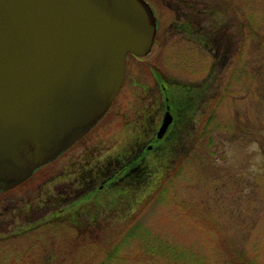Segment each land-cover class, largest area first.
<instances>
[{"label": "rangeland", "instance_id": "obj_1", "mask_svg": "<svg viewBox=\"0 0 264 264\" xmlns=\"http://www.w3.org/2000/svg\"><path fill=\"white\" fill-rule=\"evenodd\" d=\"M229 1L227 16L240 52L234 53L228 79L220 74L223 91L211 101L208 114L194 118L197 127L190 128L191 134L172 153L167 146L159 159L150 157L147 182L116 175L119 182L111 193L105 192L107 201L97 219L81 216L82 225L50 222L17 236L0 234V264H23L24 259L31 264H264V173L244 174L251 159L246 146L255 141L264 149V0ZM161 5L159 0L158 9L166 13ZM168 31L169 41L161 38V30L159 42L136 61L155 62L175 79H197L199 72L191 62L182 64L178 37L173 29ZM127 89L115 100L117 121L106 131L104 119L83 139L82 146H95L87 167L95 168L117 143L113 131L134 133V125H125L122 116L130 111ZM130 135H121L118 152L132 142ZM226 144L235 148L238 159L220 167L215 161L226 160ZM73 162L70 168L81 163L76 158ZM38 176L24 184L46 179ZM23 187L9 193L13 204L21 199V190H27ZM5 240L19 241L22 253L31 257L2 249Z\"/></svg>", "mask_w": 264, "mask_h": 264}, {"label": "water", "instance_id": "obj_2", "mask_svg": "<svg viewBox=\"0 0 264 264\" xmlns=\"http://www.w3.org/2000/svg\"><path fill=\"white\" fill-rule=\"evenodd\" d=\"M155 32L145 0H0L3 189L96 124L122 84L125 55L148 54Z\"/></svg>", "mask_w": 264, "mask_h": 264}, {"label": "flooded vegetation", "instance_id": "obj_3", "mask_svg": "<svg viewBox=\"0 0 264 264\" xmlns=\"http://www.w3.org/2000/svg\"><path fill=\"white\" fill-rule=\"evenodd\" d=\"M145 1L151 6L156 18L152 46L159 42L161 30H163L161 38L169 41L171 34L168 30L173 29V34L179 40V52L183 54L180 56L182 64L191 62L192 67L199 72V77L192 81L175 79L168 74L164 75V71L155 62L140 63L136 58L143 56L126 54L122 84L102 118L69 148L59 152L52 161L37 168L23 182L7 189H3L0 183V207L3 205L0 209V234L10 232L11 236H17L33 230L39 224L50 222L65 224L73 220L75 226L82 225L84 221L79 218L81 216L97 219L107 201L105 192L111 193L115 182H119L115 176L121 175L125 178L133 176L143 178L141 181L147 182L150 178L147 174L151 170L149 166L153 165L150 157L155 155L154 159H159L167 146L171 153L176 150L186 139V135L191 134L190 128L197 127L193 120L198 113L201 116L208 114L213 105L211 101L215 95L222 93L224 81L220 74L228 79L234 53L240 52L236 51L237 46L233 43L234 33L230 17L227 16L230 1L166 0L165 3L161 0V6L165 8L166 13L158 9L159 0ZM216 78L219 79L218 82ZM124 87L128 88L125 105L130 111L123 113L122 116L125 125H134V133L113 131L112 138L117 140V143L113 142L95 168L87 167L89 160L94 156L95 146L90 148L87 145L82 146L81 143L104 119L106 131L117 121L119 105H116L115 100ZM165 116H169L170 122L163 131H160ZM128 134L131 135L127 139L133 138L132 142L127 141L125 143L127 147L118 152L117 146L121 144L119 142L121 135ZM122 157L128 158L126 162L122 161ZM73 158L81 163L70 168L75 164ZM47 165L52 166L44 169ZM111 171L114 172L109 176ZM37 174L41 177L40 180L46 179L36 185L24 184ZM47 181L49 182L45 183ZM60 181L66 184H60ZM22 184L27 190H21L23 192L21 199H15L18 204H13L9 193L15 187H22ZM28 189L35 190V193L31 195V190ZM25 192H29L27 196ZM43 244L42 246L47 245ZM22 245L19 241L5 240L2 249L13 251L15 255H24L25 258L31 257V253H22L21 249L24 248ZM23 264L31 263L24 259Z\"/></svg>", "mask_w": 264, "mask_h": 264}, {"label": "clouds", "instance_id": "obj_4", "mask_svg": "<svg viewBox=\"0 0 264 264\" xmlns=\"http://www.w3.org/2000/svg\"><path fill=\"white\" fill-rule=\"evenodd\" d=\"M224 151L226 160L217 159L215 161L217 166L225 167L235 163V161L238 159L237 151L232 145L226 144ZM245 152L251 156V159L244 174L255 175L264 173V149H261L260 144L255 141L249 143L245 148ZM248 191L249 189L246 188L245 192L247 193Z\"/></svg>", "mask_w": 264, "mask_h": 264}]
</instances>
